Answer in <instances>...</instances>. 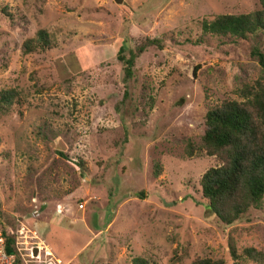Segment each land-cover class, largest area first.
Returning <instances> with one entry per match:
<instances>
[{"label":"rangeland","instance_id":"obj_1","mask_svg":"<svg viewBox=\"0 0 264 264\" xmlns=\"http://www.w3.org/2000/svg\"><path fill=\"white\" fill-rule=\"evenodd\" d=\"M2 7L13 18L0 11V89L16 87L25 102L0 113V228L15 237L43 232L58 253L42 255V264H232L229 240L264 250V200L220 224L199 185L219 162L185 154L187 143L200 142L207 109L238 99V86L264 75L251 55L255 46L264 53L263 31L202 41L201 21L248 13L258 0H0ZM41 28L54 47L23 55L21 43ZM147 37L162 48L138 58L120 105L125 87L112 48Z\"/></svg>","mask_w":264,"mask_h":264},{"label":"trees","instance_id":"obj_2","mask_svg":"<svg viewBox=\"0 0 264 264\" xmlns=\"http://www.w3.org/2000/svg\"><path fill=\"white\" fill-rule=\"evenodd\" d=\"M259 7L243 14H218L211 20L201 21L203 41L206 34L219 38L246 40L249 35L264 32V0H258ZM1 13L12 20V14L2 7ZM200 40L195 42L199 43ZM116 45V47H115ZM162 48L159 38H145L129 47L126 41H117L112 48L116 60L122 66L124 84L122 105L128 97V81L133 76L138 58L150 47ZM54 47L46 29H38L34 36L21 43L23 55L45 52ZM251 55L257 58L264 70V53L253 47ZM196 69V68H195ZM35 83L38 80L33 78ZM238 99H227L210 106L204 115V130L198 145L186 144L185 154L192 157L205 153L215 157L219 165L209 167L199 178L201 197L206 200V209L215 220L225 226L239 221L249 209L258 208L264 200V75L250 83H243L235 89ZM25 102L16 87L0 89V113L5 114ZM116 109L119 104L116 103ZM61 156L67 157L59 151ZM77 165L84 170L81 159ZM154 173L159 171L153 165ZM142 194V192H140ZM5 251H17L16 237L2 226ZM229 257L232 264H264V250L244 246L238 250L229 240ZM18 263V259L16 262ZM136 264H156L155 261L135 260ZM189 264H224L223 259L195 257Z\"/></svg>","mask_w":264,"mask_h":264},{"label":"built area","instance_id":"obj_3","mask_svg":"<svg viewBox=\"0 0 264 264\" xmlns=\"http://www.w3.org/2000/svg\"><path fill=\"white\" fill-rule=\"evenodd\" d=\"M17 233L15 242L17 251L8 254L5 251L3 230L0 228V264H42L41 256L50 255L46 246L40 240H35L38 237L34 233L30 234L29 231L23 229L17 230ZM16 259L18 263H15Z\"/></svg>","mask_w":264,"mask_h":264},{"label":"crops","instance_id":"obj_4","mask_svg":"<svg viewBox=\"0 0 264 264\" xmlns=\"http://www.w3.org/2000/svg\"><path fill=\"white\" fill-rule=\"evenodd\" d=\"M58 213H59V211H57ZM56 213V212H55ZM60 215V214H59ZM71 220V219H70ZM70 220H69V223H70ZM39 237V239L41 240V242L45 245V246H47L46 245V242H48L49 243V245H51L52 246V248H50V247H46V248H48V250L52 253V251L53 252H55V253H58L57 252V250H56V247L54 246V244L53 243H51V241H48L47 239H46V237L44 236V234H43V232H42V236H41V234L38 236ZM46 241V242H45ZM52 250V251H51ZM52 256H53V253H52Z\"/></svg>","mask_w":264,"mask_h":264}]
</instances>
